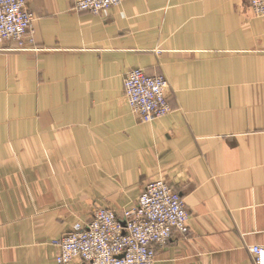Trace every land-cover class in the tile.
Listing matches in <instances>:
<instances>
[{
  "label": "crops",
  "instance_id": "1",
  "mask_svg": "<svg viewBox=\"0 0 264 264\" xmlns=\"http://www.w3.org/2000/svg\"><path fill=\"white\" fill-rule=\"evenodd\" d=\"M28 0L0 44V264H57L94 209L134 208L166 180L190 234L155 264H256L264 247V19L250 0ZM164 76L171 114L144 123L127 74ZM72 264H83L75 261Z\"/></svg>",
  "mask_w": 264,
  "mask_h": 264
},
{
  "label": "built area",
  "instance_id": "2",
  "mask_svg": "<svg viewBox=\"0 0 264 264\" xmlns=\"http://www.w3.org/2000/svg\"><path fill=\"white\" fill-rule=\"evenodd\" d=\"M28 0H0V44L21 41L35 20L27 9ZM121 0H83L75 11L101 14L119 6ZM256 18L264 19V0H250ZM164 76H149L141 69L125 79L128 106L144 123L171 114ZM190 214L182 196L168 183H148L137 205L118 214L108 208L93 210L88 220L78 223L54 244L59 249L57 264H155L159 247L175 235L190 234ZM251 252L256 264H264V247Z\"/></svg>",
  "mask_w": 264,
  "mask_h": 264
},
{
  "label": "rangeland",
  "instance_id": "3",
  "mask_svg": "<svg viewBox=\"0 0 264 264\" xmlns=\"http://www.w3.org/2000/svg\"><path fill=\"white\" fill-rule=\"evenodd\" d=\"M78 3V2H77ZM76 3V4H77ZM76 4H75V7H76ZM27 9H28V4H27ZM75 9V8H74ZM127 102V101H126ZM162 181H164V182H166V183H168L173 189H174V187L169 183V182H167L166 180H162ZM145 187V186H144ZM144 189V188H143ZM175 190V189H174ZM176 191V190H175ZM103 208H108V209H111V210H114V208L113 207H110V206H107V207H103ZM94 210H97V208L96 209H94ZM114 211H116V210H114ZM118 214H121L122 213V211H116ZM81 262V261H80Z\"/></svg>",
  "mask_w": 264,
  "mask_h": 264
}]
</instances>
